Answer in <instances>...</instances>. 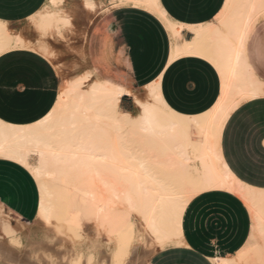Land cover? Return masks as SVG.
Instances as JSON below:
<instances>
[{
    "label": "bare ground",
    "instance_id": "1",
    "mask_svg": "<svg viewBox=\"0 0 264 264\" xmlns=\"http://www.w3.org/2000/svg\"><path fill=\"white\" fill-rule=\"evenodd\" d=\"M48 1L49 4L29 21L39 34L51 36L50 32H54L64 39V30L75 27L72 15L63 5L64 0ZM128 2L150 10L165 23L171 37L168 63L192 55L205 59L214 67L220 87L212 106L199 114L179 113L163 99L159 78L144 86L138 94L93 78L96 74L87 69L61 81L56 102L42 119L28 125L0 120V158L23 165L37 180L38 214L44 223H48L55 207L50 201L53 194L45 181L67 178L70 182L76 177L81 183L91 184L90 197L105 214L119 211L124 215L129 210L138 211L142 221L138 223L139 230L154 240L153 245L147 246L152 253L156 248L188 245L183 234V220L195 195L203 191L234 194L254 209L252 230L257 231L259 240L245 245L235 255L217 249L210 260L213 264H264V188L240 181L226 165L220 147L221 133L230 114L241 103L264 96V81L252 72L245 57L246 40L260 16L257 15L264 14V0H225L215 16L217 23L210 21L190 26L170 21L158 0H82L80 9L93 16ZM183 28L191 31L192 36L178 44ZM18 30L0 20V54L25 48L55 63V53L48 45L50 41L47 43L48 40L43 39L40 43H32L28 40L30 37L26 39ZM124 93L133 99L139 109L137 113L119 110ZM106 122L113 124L114 129L105 128ZM135 126L147 143L131 148L125 143L128 131L125 128ZM192 134L197 140L192 139ZM101 140L106 143L101 145ZM155 147L158 148L156 157L150 155ZM32 155L37 157L35 162L29 160ZM129 223V228L133 226L129 221L126 228ZM123 227L118 232L124 230L122 233H125ZM127 230L129 234L130 229ZM128 241L122 240V245L118 243L115 258L120 264H134L138 255L140 257L142 246L130 245ZM6 247L0 243V249ZM16 258L18 264H27L23 256Z\"/></svg>",
    "mask_w": 264,
    "mask_h": 264
},
{
    "label": "crops",
    "instance_id": "2",
    "mask_svg": "<svg viewBox=\"0 0 264 264\" xmlns=\"http://www.w3.org/2000/svg\"><path fill=\"white\" fill-rule=\"evenodd\" d=\"M47 1L0 0V20L7 22L8 26L15 31L20 29L18 32L26 39L30 37L28 40H32V43H40L39 34L29 18L35 16L47 4ZM65 1L70 4V8L76 15L72 22L77 33L86 32L85 40H82L84 45L82 43L81 45L84 46L85 60L90 67L88 69L93 70L96 77L113 86L133 92L159 78V88L163 99L170 108L183 114L202 113L215 102L219 94L220 79L214 67L205 59L192 55L182 56L168 63L171 37L165 23L155 13L128 2L93 15L92 20L88 19L91 21L90 23L83 16H88V14L80 9L82 0ZM224 1L158 0V5L170 21L190 26L203 25L212 21L221 10ZM252 30L253 28L246 40L245 57L252 72L264 81V76L261 78L256 72V70L264 72V67L260 68L256 60V46L251 43L248 47ZM191 36V31L183 28L181 39L178 38L177 43L180 44L182 39H189ZM49 41L51 42V38ZM56 48L63 49V46L59 44ZM60 85V75L53 64L40 53L25 48H14V50L11 49L0 54V120L14 125H28L42 119L52 110ZM263 99L264 97L250 99L253 102V111L260 106L261 102H264L260 101ZM239 106L230 114L224 124L220 140L222 156H224L223 159L230 171L240 181L260 187L254 185L252 180L243 177L248 172L241 171L237 161L250 159L251 155L247 151V146L250 144L255 145L259 152L264 153V135L258 134L257 131L248 132L247 130L243 136L250 140L245 142L242 140V144L238 146V128L243 125L245 114V110ZM137 108L128 94H122L119 110L134 114ZM262 118L264 119V116ZM262 122L261 120L255 121V125ZM106 126L114 129V125H111L110 122H107ZM249 127L246 126V129ZM19 166L24 167L13 160L0 158V213L7 211L12 218H17V216L21 218L20 216L26 215L27 212L29 217L37 208V218L40 224L45 226L46 223L38 214L39 190L37 201L34 200L33 204L28 206L27 211L16 202L13 193L19 191L21 172ZM28 175L27 179L30 185L31 180ZM82 185V204L83 206L91 205L92 213L98 217V223H94L90 227L92 232H99L104 223L108 224L111 232H118L124 224L131 221L132 210L124 215L119 211L105 214L96 201L90 197L91 184L84 181ZM4 192L12 195L5 197V194L2 195ZM16 221L14 226L8 225L7 227L20 229V221L18 219ZM139 223H142L141 219ZM193 223L191 204L183 220V234L188 245L156 248L161 251L171 247L169 250L152 255L149 264H186L182 261L183 258L176 257V255L174 257L173 254L176 252L183 254L182 257H186L190 264H213L210 262V257L215 255L217 249H225L217 245L213 248L214 243H210L208 246L197 244L191 235ZM139 233L143 236L140 230ZM142 239V241L147 240L144 237ZM150 242L151 245L154 244L153 238H150ZM0 243L2 244V242ZM35 244L44 246L45 242L31 238L29 245L36 246ZM211 249L212 254L208 255ZM142 251L141 249L140 257L138 255L136 262L139 258H146ZM5 252L11 256H5L2 264H18L16 262L18 256H23V261H26L27 264L37 263L25 260V253H13L7 247L0 249V255H4ZM12 254L16 255V257L13 255L14 260H12ZM171 254L173 256L169 257Z\"/></svg>",
    "mask_w": 264,
    "mask_h": 264
},
{
    "label": "rangeland",
    "instance_id": "3",
    "mask_svg": "<svg viewBox=\"0 0 264 264\" xmlns=\"http://www.w3.org/2000/svg\"><path fill=\"white\" fill-rule=\"evenodd\" d=\"M47 4H49V1H47ZM63 5L70 11L72 18L75 19L76 15L70 8V4L64 0ZM83 16L87 20L92 18V15ZM257 16H259L260 20L257 18L254 22L248 47L251 43L256 46V60L259 63V67L263 68L264 14H258ZM212 21L217 23L218 19L214 18ZM72 29L69 31L64 30L65 38H69L67 40L65 38V40L61 39L54 32H50V34H52L51 36H49L48 33L43 36L42 34H39L40 31H38V29H35L37 30L39 36L41 35L39 37L40 42L44 40L46 42L48 40V43L49 38H51V42H49L48 45L51 49L53 48L55 53V60H53V63H55L53 66L60 75L61 81L72 78L75 74L80 72L82 73L89 68L85 60L84 49H82L83 47L81 45L82 38L84 41V37H86V35L85 33L84 35H82L83 33L78 34L75 27V30ZM68 40L69 43L67 44L66 42H68ZM59 44H62L63 49L56 48ZM81 51L83 52L81 53ZM59 70L61 71L59 72ZM256 72L261 78H263V71L256 70ZM94 76L95 75L92 77L96 78V76ZM142 90L143 89L141 88L135 92L141 94ZM252 100L245 101L239 106L245 110V114L243 117V125L238 128V146L242 144V140L244 142L250 140V138L243 136L247 130L248 132L257 131L258 134L260 133V135H264V119L262 118L264 116V102H261L260 106L256 107L253 111ZM260 101H264V99ZM138 110L139 109L137 108L135 113H137ZM258 120L263 122L255 125V121ZM246 126L250 127L246 129ZM105 128H107V126H105ZM137 129L138 127L136 126L125 128V130H128L125 132V139L127 141L125 143L128 147L134 148L146 145V139H144L141 135L140 130L137 132ZM94 139L100 141V139ZM192 139L197 140L196 135L192 134ZM90 140H92V138ZM98 141L97 144L100 145ZM92 142L96 143L94 141ZM102 142L106 143L101 140V145H104ZM109 143L110 142H108V144ZM110 144L109 146H111ZM247 147V151L250 153L251 157L250 159L237 161L239 169L243 172H248L243 177L252 180L254 185L264 187V153L259 152L255 145L250 144ZM150 155L156 157L158 155V148H152ZM35 159L36 157L34 155L30 156L31 162H35ZM19 168L21 171L19 178V191L14 192L13 195L16 197L17 204L27 211L28 206L32 205L34 200L37 201L38 182L26 168L22 166H19ZM161 168L159 169L158 167V170L166 171V169L162 170ZM28 173L31 180L30 185L27 179ZM72 181L69 182L67 178H62L56 181H45L46 187L54 197L50 199V201L55 205L53 208V215L49 218V221L47 225L45 224V226L40 224V221L37 218V208H35L34 212L29 217L27 216V212L26 215L20 216L21 218L18 216L17 218H12L7 211L0 213V242L7 246L9 251L13 253H25V258L28 262H37L38 264H44L46 262L49 264H120L118 258L116 259L115 256L118 246L121 244L120 242L122 240L125 241V243L127 240H130L131 243L129 241L128 243L133 246H142L141 248L144 255H146V258H139V260H137L134 264H149V259L152 255L171 249V247H167L161 251L155 250L153 253L149 252L148 247L151 246V237H146L143 232L141 233L143 236L140 235V226L138 223L140 222L141 217L138 211H133V213L130 214V220L133 225L132 227L129 228L128 226L131 225V223L127 224V228L126 224L123 225L126 228L125 233H122L124 230L120 232H111L107 223H104L99 232H92L90 227L93 226L94 223H98V217L96 214L92 213L93 210L91 205L86 204V206H83L82 204V183L79 182V179L76 177H73ZM4 194L5 197H7L11 193L4 192L2 195ZM191 204L192 219L194 221L191 228V235L194 237L197 244L208 246L210 243H214L213 248L217 245L225 249L226 254L233 255L245 245L259 240L257 231L252 230V224L254 222V209L249 203H243L236 195L223 191H203L192 198ZM17 219L21 224L20 229L7 227L8 225L14 226ZM127 229H130V235L128 234ZM143 237L147 238L148 241H142ZM29 238H32V240L35 239L44 241L45 244L41 247L30 246ZM138 241H141V243ZM212 249L208 255L212 254ZM57 251H59V253ZM203 252L207 254L206 251ZM101 255L105 256V258ZM173 255L174 257L176 255V257L179 256L183 258L182 261H184V263L190 264L186 257H182L183 254L176 252ZM173 255L171 254L169 257ZM4 258L5 255H0V263L4 262ZM125 259L127 260V257Z\"/></svg>",
    "mask_w": 264,
    "mask_h": 264
}]
</instances>
